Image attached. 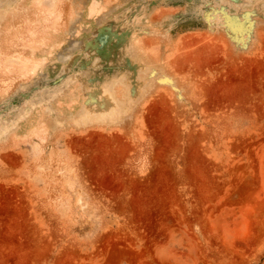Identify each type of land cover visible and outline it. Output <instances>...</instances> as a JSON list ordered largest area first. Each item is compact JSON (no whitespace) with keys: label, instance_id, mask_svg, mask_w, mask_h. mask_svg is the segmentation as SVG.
Segmentation results:
<instances>
[{"label":"rangeland","instance_id":"rangeland-1","mask_svg":"<svg viewBox=\"0 0 264 264\" xmlns=\"http://www.w3.org/2000/svg\"><path fill=\"white\" fill-rule=\"evenodd\" d=\"M0 11V264H264V0Z\"/></svg>","mask_w":264,"mask_h":264},{"label":"bare ground","instance_id":"bare-ground-1","mask_svg":"<svg viewBox=\"0 0 264 264\" xmlns=\"http://www.w3.org/2000/svg\"><path fill=\"white\" fill-rule=\"evenodd\" d=\"M13 0H0V8H2L3 6L4 7H6V5L8 4V2H12ZM1 12V11H0ZM0 16H1V13H0ZM74 44H75V41H74ZM78 44V43H77ZM79 45V44H78ZM74 46H76V45H74ZM91 44H89V46L88 45H86V48L87 49H89V48H91ZM59 56H62V55H59ZM68 94H69V92H68ZM69 98L73 101V102H75L77 99H79V94H78V92L77 91H73L72 93H70L69 94ZM34 129H36V127L34 128ZM36 131V130H35Z\"/></svg>","mask_w":264,"mask_h":264}]
</instances>
